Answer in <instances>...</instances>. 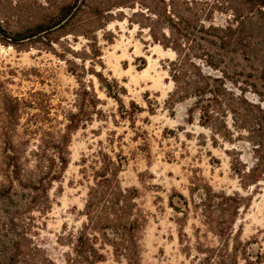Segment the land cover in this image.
<instances>
[{"label": "rangeland", "instance_id": "rangeland-1", "mask_svg": "<svg viewBox=\"0 0 264 264\" xmlns=\"http://www.w3.org/2000/svg\"><path fill=\"white\" fill-rule=\"evenodd\" d=\"M47 1L51 0H0V94L8 91L24 100L20 133L37 125L51 132L63 130L70 120L78 128L72 134L68 169L50 192L51 210H25V196L14 201L0 198V256L19 244L41 257L43 264H66L75 258L72 244L86 223L83 213L94 176L104 163L121 157L120 184L136 190L137 209L146 217L140 234L141 264H204L199 250L222 246L193 206L210 189L244 199L228 242L236 263L264 264V182L242 185L227 153L242 154V160L251 163L229 107L255 114L259 107L264 110V8L256 11L252 0H222L214 25L235 24V13L252 10L254 35L248 24H235L233 28L242 31L230 47L219 39L214 45L199 41L184 46L182 56L210 79L201 102L193 98L174 103L170 96L176 86L169 68L177 54L157 43L149 28L160 39L167 36L163 16L150 20L146 10H115L109 24L96 32V58L94 42L80 33L74 20L65 29L36 33L56 18L57 10ZM174 8L183 11L185 5ZM17 34L27 39L14 41ZM256 49L260 52L253 51L254 57L251 50ZM97 74L124 88L122 102L108 96ZM4 115L0 101V123ZM225 122L233 136L225 137ZM40 136L29 138V151L41 144ZM3 181L0 175V185ZM181 195L189 202L188 210ZM171 200L181 212L171 207ZM107 250V262L101 264H116Z\"/></svg>", "mask_w": 264, "mask_h": 264}, {"label": "trees", "instance_id": "trees-1", "mask_svg": "<svg viewBox=\"0 0 264 264\" xmlns=\"http://www.w3.org/2000/svg\"><path fill=\"white\" fill-rule=\"evenodd\" d=\"M51 0L46 3L57 10L55 20L49 26H40L37 34L48 30L65 29L69 21L74 20L84 37L91 39L94 45L93 55L98 58L96 32L109 24L108 19L115 10L130 8L132 10H146L150 16L160 18L163 16L167 22L169 34L160 39L153 33L154 40L166 49H172L177 54V59L170 63L169 73L175 83L176 89L170 96L172 102L197 99L201 102L202 95L207 93V82L210 79L206 73L194 64L192 59L182 56L184 46L199 43V41L213 44L219 39L227 46L234 45L237 34L241 29L233 28L246 26L253 34L256 18L253 12L234 15V23L218 27L214 25L213 16L223 9L219 5L222 0ZM255 1V2H253ZM157 2L162 4L159 6ZM256 11H262L264 0H252ZM185 5L183 11L174 8L177 4ZM203 8H198V6ZM137 14H133L136 16ZM252 15V16H251ZM158 22V21H157ZM208 22V26L205 25ZM82 24V26H81ZM250 25V27H249ZM86 27V29L83 28ZM142 26V24H140ZM47 27V28H46ZM220 33L225 34L220 36ZM35 34V35H37ZM4 37H9L4 34ZM14 41H23L21 34H17ZM226 38V39H225ZM12 39V40H13ZM228 40V41H227ZM254 45V42L250 44ZM250 46V47H251ZM257 54L260 50H251ZM254 57H257L253 55ZM71 72L78 77L76 72ZM99 81L106 88L108 96L122 102L120 94L124 88L115 80H108L102 74H97ZM5 120L0 123V175L4 181L0 185V198L8 197L10 200L25 196V210H39L48 212L52 208L50 192L55 183L62 182L64 174L70 164V143L72 134L78 128L73 120L63 130L51 132L41 126H26L22 133L19 132L20 115L24 100L5 91L0 94ZM197 102L195 103L197 105ZM233 128L239 134V142L248 147V162L242 160V154L227 152L232 158L231 169L241 180L242 185L252 186L264 182V110L258 108L255 114L250 110L231 108ZM224 117L227 118L226 115ZM228 137L231 130L227 123H223ZM40 134V143L35 145V150L29 151L30 137ZM22 135H26L23 137ZM27 137V138H26ZM34 162L33 167L31 164ZM123 167L120 157L117 162L109 160L94 176V185L89 187L83 216L86 223L83 230L72 244V253L75 258L66 260V264H101L107 262L105 255L110 248L116 264H141L140 234L145 226L146 217L139 212L135 199V189L122 188L118 175ZM16 187L21 191L19 195ZM184 209H189V202L183 198ZM171 207L181 212L177 202L170 201ZM194 208L200 210L204 225L207 230L222 240V246L199 250L205 255L204 264H237L236 255L230 251L228 242L234 237V229L238 221L240 210L245 207L243 197L238 194L233 196L225 192L206 190L198 203L194 201ZM108 232H111L109 234ZM240 235V230L236 236ZM240 237V236H239ZM261 254H259V259ZM198 260H201L198 258ZM0 264H43L41 257L29 248L17 245L9 252L0 256ZM53 264V263H51Z\"/></svg>", "mask_w": 264, "mask_h": 264}]
</instances>
